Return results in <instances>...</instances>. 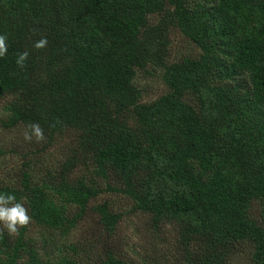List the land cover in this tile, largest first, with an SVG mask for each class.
Segmentation results:
<instances>
[{
    "label": "trees",
    "instance_id": "trees-1",
    "mask_svg": "<svg viewBox=\"0 0 264 264\" xmlns=\"http://www.w3.org/2000/svg\"><path fill=\"white\" fill-rule=\"evenodd\" d=\"M174 32L198 54L175 57ZM0 35V123L47 141L0 180L31 222L67 237L93 213L114 233L121 215L93 205L113 192L177 226L188 264H227L241 244L264 264V0H0ZM151 70L167 92L146 103ZM58 140L69 154L44 164ZM61 252L0 228V264H81Z\"/></svg>",
    "mask_w": 264,
    "mask_h": 264
},
{
    "label": "rangeland",
    "instance_id": "rangeland-1",
    "mask_svg": "<svg viewBox=\"0 0 264 264\" xmlns=\"http://www.w3.org/2000/svg\"><path fill=\"white\" fill-rule=\"evenodd\" d=\"M173 54L175 57L197 55L198 51L183 36L174 32ZM143 90L144 102H151L167 92V87L161 81V72L152 71L141 74L138 78ZM4 112L0 109V121ZM28 130L20 127L6 130L0 123V180H17L22 167L21 154L34 153L46 145V140H37ZM67 142L58 140L47 152L37 158L44 164L62 162L69 154ZM104 187V185L102 184ZM108 202L115 214L121 215V220L114 233H110L99 223L98 216L89 213L67 237L59 233L45 231L33 222L18 226V231L26 228L27 238L34 239L38 248H44L50 257L56 258L61 251L77 255L81 264H103L102 260L108 253L113 252L129 264H188L184 257V249L180 241V230L172 224H160L154 227L152 217L134 210L133 203L123 195L106 192L94 204ZM27 214V213H26ZM2 232H8L0 224ZM15 236L16 234H11ZM77 251V254L71 248ZM61 250V251H60ZM63 254V253H62ZM252 248L241 244L227 257V264H252Z\"/></svg>",
    "mask_w": 264,
    "mask_h": 264
},
{
    "label": "clouds",
    "instance_id": "clouds-1",
    "mask_svg": "<svg viewBox=\"0 0 264 264\" xmlns=\"http://www.w3.org/2000/svg\"><path fill=\"white\" fill-rule=\"evenodd\" d=\"M6 37L0 35V57L7 53ZM46 39H41L35 44L36 48H42L46 45ZM28 56V52L21 53L16 63L23 67ZM35 136L37 140L43 139V132L39 125L31 126V135H26L25 139H31ZM15 196L12 194L0 193V224L7 229L9 234H18V226H25L29 223L30 217L26 214V209L20 203L13 204ZM11 205V206H10Z\"/></svg>",
    "mask_w": 264,
    "mask_h": 264
}]
</instances>
